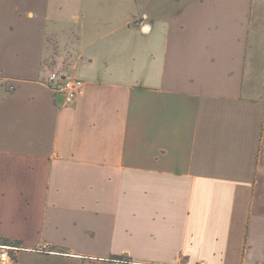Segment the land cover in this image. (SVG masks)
Listing matches in <instances>:
<instances>
[{
  "label": "crops",
  "instance_id": "1",
  "mask_svg": "<svg viewBox=\"0 0 264 264\" xmlns=\"http://www.w3.org/2000/svg\"><path fill=\"white\" fill-rule=\"evenodd\" d=\"M53 1L0 0V264H264V0Z\"/></svg>",
  "mask_w": 264,
  "mask_h": 264
},
{
  "label": "rangeland",
  "instance_id": "2",
  "mask_svg": "<svg viewBox=\"0 0 264 264\" xmlns=\"http://www.w3.org/2000/svg\"><path fill=\"white\" fill-rule=\"evenodd\" d=\"M86 2H90V0H85ZM185 0H153L152 2H142V12L148 17L147 23H149L154 32H160L162 31L161 26H158L157 23L155 22L156 19L155 17L160 18L161 20H167L168 18H170L182 5V3ZM257 2H261V1H257ZM60 3L58 2V0H54L52 2V6H53V10L57 11L58 8H60ZM132 4V2H131ZM258 7H259V3H258ZM87 9V7H86ZM89 9V14L88 16H91L93 13L91 12L92 10H96L95 8H92L91 6L88 7ZM132 10V9H131ZM100 15V14H99ZM73 18L70 20L69 24H65L62 27L63 30V38H62V42L61 45H65L67 43H69V37H75V36H79V26H80V13L79 12H74L73 13ZM53 24V23H52ZM90 25V24H88ZM135 31H139L138 29H135ZM68 37V38H67ZM72 40V39H71ZM87 41V39H86ZM84 42V44H87V42ZM72 42H74V40H72ZM77 43V42H76ZM142 43H145V39L142 38ZM79 47V44L77 45V48ZM65 49L61 48V52H63ZM66 53H61L62 57H64V59L68 60L69 57V53L70 48H66ZM67 62V61H66ZM79 77V75H78Z\"/></svg>",
  "mask_w": 264,
  "mask_h": 264
},
{
  "label": "built area",
  "instance_id": "3",
  "mask_svg": "<svg viewBox=\"0 0 264 264\" xmlns=\"http://www.w3.org/2000/svg\"><path fill=\"white\" fill-rule=\"evenodd\" d=\"M47 82L54 94L61 96L67 105L76 102L84 87L82 79L72 75H64L57 71L50 73Z\"/></svg>",
  "mask_w": 264,
  "mask_h": 264
},
{
  "label": "trees",
  "instance_id": "4",
  "mask_svg": "<svg viewBox=\"0 0 264 264\" xmlns=\"http://www.w3.org/2000/svg\"><path fill=\"white\" fill-rule=\"evenodd\" d=\"M19 242L17 241H11L8 239H0V245L3 246H10V247H19Z\"/></svg>",
  "mask_w": 264,
  "mask_h": 264
}]
</instances>
